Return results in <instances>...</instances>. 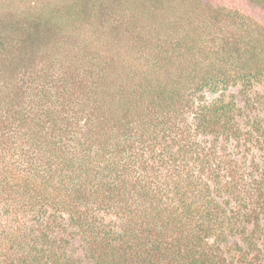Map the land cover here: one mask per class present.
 <instances>
[{"label": "trees", "instance_id": "1", "mask_svg": "<svg viewBox=\"0 0 264 264\" xmlns=\"http://www.w3.org/2000/svg\"><path fill=\"white\" fill-rule=\"evenodd\" d=\"M0 264H264V0H0Z\"/></svg>", "mask_w": 264, "mask_h": 264}]
</instances>
